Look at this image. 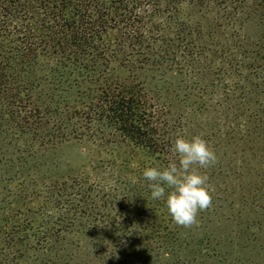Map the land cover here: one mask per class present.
Instances as JSON below:
<instances>
[{
  "label": "trees",
  "instance_id": "16d2710c",
  "mask_svg": "<svg viewBox=\"0 0 264 264\" xmlns=\"http://www.w3.org/2000/svg\"><path fill=\"white\" fill-rule=\"evenodd\" d=\"M258 19L264 26V0H0V264L69 258L64 229L77 212L68 217L66 198L79 194L51 180L53 194L25 207L39 189V151L84 137L131 148L133 158L113 159L91 180L94 211L101 214L97 202L118 207L123 222L130 217L141 229L153 201L142 172L152 158L164 167L178 159L173 142L189 122L210 141L223 119L249 113L248 136L264 145L260 95L237 59L260 53L246 32ZM182 76L191 84L183 98L195 99L171 118V93L182 94L175 82ZM228 129L230 136L240 131ZM141 153L147 159L134 168ZM13 183L16 197L6 190ZM131 235L117 239L125 245Z\"/></svg>",
  "mask_w": 264,
  "mask_h": 264
},
{
  "label": "rangeland",
  "instance_id": "374dc122",
  "mask_svg": "<svg viewBox=\"0 0 264 264\" xmlns=\"http://www.w3.org/2000/svg\"><path fill=\"white\" fill-rule=\"evenodd\" d=\"M247 29L253 40L259 41V46H253V49L259 48L260 53L238 56L237 59L242 60L245 69L253 74V86L248 87L257 86L255 92L260 95L264 121V26L258 19L249 22ZM175 82L181 83L182 94L176 97L171 93V118L185 112L195 99L183 98V88H191L189 80L182 76ZM249 121V113L233 121L230 117L223 119L221 123L226 125L220 126L219 138L210 141L205 138V131L193 122L185 125L184 138L201 136L216 153V164L220 165L201 170L209 177L211 206L198 212L197 223L190 228L173 222L163 199L153 200L146 207L141 229L130 217L123 222L124 213L118 207L103 208V204L97 202V206H102L98 215L94 211L97 191L91 180L102 176L101 167L109 170L113 159L133 158L135 154L125 145L101 146L89 137L38 152L36 164L42 165L37 181L39 189L34 193V203L25 207L34 208L53 194L49 185L51 180L66 181L65 194H79L73 201L66 198L70 210L68 217L73 212H77V217L74 224L65 225L69 258L62 264H264V160L259 159L262 156L259 151L264 150V145L258 146L255 138L248 136L254 126ZM228 128H239L240 131L230 136L227 135ZM146 159L141 153L134 159L133 167L137 168ZM152 166L164 167L153 158L147 167ZM47 171L46 179H42ZM127 173L121 170L120 174ZM76 178L81 182L74 183ZM6 190L14 193L13 196L18 191L15 183L8 185ZM128 210L132 211L131 208ZM139 210H143L142 207ZM100 216L107 218L110 228L99 222ZM129 232L133 233L131 242L122 245L121 239L117 238Z\"/></svg>",
  "mask_w": 264,
  "mask_h": 264
},
{
  "label": "clouds",
  "instance_id": "9594fccd",
  "mask_svg": "<svg viewBox=\"0 0 264 264\" xmlns=\"http://www.w3.org/2000/svg\"><path fill=\"white\" fill-rule=\"evenodd\" d=\"M173 151L177 160L163 168L146 167L142 177L148 182L150 198L163 199L173 222L190 228L197 223L198 212L211 206L209 177L201 170L214 166L217 156L201 136H178Z\"/></svg>",
  "mask_w": 264,
  "mask_h": 264
}]
</instances>
